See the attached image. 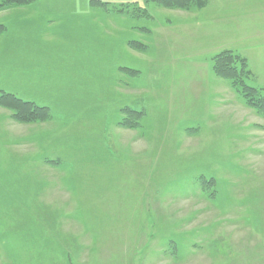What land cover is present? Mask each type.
<instances>
[{
    "label": "rangeland",
    "instance_id": "rangeland-1",
    "mask_svg": "<svg viewBox=\"0 0 264 264\" xmlns=\"http://www.w3.org/2000/svg\"><path fill=\"white\" fill-rule=\"evenodd\" d=\"M203 4L0 10V92L50 112L0 105V264H264V116L212 70L264 90V0Z\"/></svg>",
    "mask_w": 264,
    "mask_h": 264
},
{
    "label": "trees",
    "instance_id": "trees-1",
    "mask_svg": "<svg viewBox=\"0 0 264 264\" xmlns=\"http://www.w3.org/2000/svg\"><path fill=\"white\" fill-rule=\"evenodd\" d=\"M35 0H0V10L5 8H19L29 5ZM146 2L154 3L158 7L171 9L180 8L188 10L193 0H145ZM204 0H197V8L203 7ZM91 3H95L92 1ZM97 6L104 4L96 1ZM93 5V4H91ZM143 13V12H142ZM3 27L0 25V33H2ZM128 47L137 49L135 43L127 44ZM213 72L218 77L232 82V86L238 89L241 97L246 102V105L250 108L255 109L258 113L264 116V90L247 87L244 82L250 77L247 69V64L244 59L239 56L233 55L229 52H223L216 56L213 61ZM120 74L125 73L130 77L136 76V72L129 68H120L118 71ZM0 105L8 108L13 113L14 119L19 122H43L50 118V112L47 108L37 107L32 103L24 102L17 99L12 94H6L0 92ZM126 122L122 123L127 128H134L136 126L131 123H127L129 117H133L134 120H138L141 117V113L136 111L126 110ZM126 123V124H125Z\"/></svg>",
    "mask_w": 264,
    "mask_h": 264
},
{
    "label": "crops",
    "instance_id": "crops-1",
    "mask_svg": "<svg viewBox=\"0 0 264 264\" xmlns=\"http://www.w3.org/2000/svg\"><path fill=\"white\" fill-rule=\"evenodd\" d=\"M35 1H37V0H35ZM32 3H30L29 5H31ZM90 7H93V5H91ZM97 8H99L98 6H97ZM103 9V8H102ZM2 13H4V12H2ZM19 24V23H18ZM2 27H3V31H2V33H0V43L1 42H4L5 41V39H6V37L8 36V28L7 27H5L4 25H1ZM14 95V94H13ZM17 95V94H16ZM15 96V95H14ZM18 96V95H17Z\"/></svg>",
    "mask_w": 264,
    "mask_h": 264
}]
</instances>
